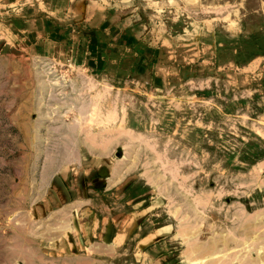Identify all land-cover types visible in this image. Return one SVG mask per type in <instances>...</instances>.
<instances>
[{
  "label": "rangeland",
  "instance_id": "1",
  "mask_svg": "<svg viewBox=\"0 0 264 264\" xmlns=\"http://www.w3.org/2000/svg\"><path fill=\"white\" fill-rule=\"evenodd\" d=\"M0 264H264V0H0Z\"/></svg>",
  "mask_w": 264,
  "mask_h": 264
},
{
  "label": "crops",
  "instance_id": "2",
  "mask_svg": "<svg viewBox=\"0 0 264 264\" xmlns=\"http://www.w3.org/2000/svg\"><path fill=\"white\" fill-rule=\"evenodd\" d=\"M106 24V21L103 23V25ZM102 25V26H103ZM95 27V29H93V31H96L95 34H97V36L95 37H99V35L102 37H107L110 40H114L113 35L112 36H108V32H106V28H102L101 27ZM99 30V31H98ZM91 37H94V35H91ZM121 37V36H120ZM96 39V38H95ZM59 180H61V178L59 177ZM66 192V191H65ZM134 229L128 230V231H122V234H113V229H110L106 232L105 236L108 237V242H110V245L113 246L115 249L117 246H121L122 243H124L127 239V237L129 236V234H131L133 232Z\"/></svg>",
  "mask_w": 264,
  "mask_h": 264
},
{
  "label": "bare ground",
  "instance_id": "3",
  "mask_svg": "<svg viewBox=\"0 0 264 264\" xmlns=\"http://www.w3.org/2000/svg\"><path fill=\"white\" fill-rule=\"evenodd\" d=\"M249 249H251V246L249 245V247H248Z\"/></svg>",
  "mask_w": 264,
  "mask_h": 264
}]
</instances>
